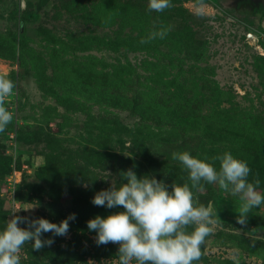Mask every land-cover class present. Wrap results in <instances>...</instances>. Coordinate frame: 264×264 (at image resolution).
I'll return each instance as SVG.
<instances>
[{"label": "rangeland", "instance_id": "obj_1", "mask_svg": "<svg viewBox=\"0 0 264 264\" xmlns=\"http://www.w3.org/2000/svg\"><path fill=\"white\" fill-rule=\"evenodd\" d=\"M148 3L0 0V76L15 79L0 133V230L13 216L76 214L66 236L43 234L50 246L26 243L20 264H118L119 245H97L87 222L124 209L92 200L130 168L190 184L174 152L217 170L215 157L235 154L264 194V0ZM162 28L165 38L141 43ZM193 191L218 213L194 264H264V204L241 225L239 196L204 181Z\"/></svg>", "mask_w": 264, "mask_h": 264}, {"label": "clouds", "instance_id": "obj_2", "mask_svg": "<svg viewBox=\"0 0 264 264\" xmlns=\"http://www.w3.org/2000/svg\"><path fill=\"white\" fill-rule=\"evenodd\" d=\"M171 7V0H149L148 3L149 11L163 12ZM169 31L162 28L151 32L141 43L163 39ZM14 87L11 79L0 76V133L13 120V113L5 104ZM172 159L179 161L188 172L190 184L173 182L169 186L154 176L138 178L130 168L122 172L126 182L121 186L116 187L112 183L110 189L95 194L92 200L95 206L108 209L122 206L124 209L107 217L97 215L87 222L88 229L97 233V245H119L118 264H132L133 261L135 264H194L200 261L202 247L218 216L211 201L205 205L195 197L193 190L198 189L201 181L218 184L224 191L239 196L242 204L237 210V222L241 225L246 224L253 208L264 204V194L257 191L260 180L257 178L250 182L248 163L230 152L214 158L220 162L218 170L207 156H193L189 151L174 152ZM75 218L73 213L56 224L45 218L25 221L13 216L0 230V264H20L21 249L26 243L30 242L36 251L50 246L54 239H43V234L51 232L54 236H66L69 220ZM25 222L28 223L27 228L18 226Z\"/></svg>", "mask_w": 264, "mask_h": 264}, {"label": "trees", "instance_id": "obj_3", "mask_svg": "<svg viewBox=\"0 0 264 264\" xmlns=\"http://www.w3.org/2000/svg\"><path fill=\"white\" fill-rule=\"evenodd\" d=\"M13 82L15 81V79L13 78V79H11ZM137 114H140V115H142V111L141 110H139L138 112H136ZM233 155H235V154H233ZM235 157V156H234ZM108 248V252L109 253H111V254H113L114 253V248H109V247H107Z\"/></svg>", "mask_w": 264, "mask_h": 264}, {"label": "water", "instance_id": "obj_4", "mask_svg": "<svg viewBox=\"0 0 264 264\" xmlns=\"http://www.w3.org/2000/svg\"><path fill=\"white\" fill-rule=\"evenodd\" d=\"M31 174H32V176H34L33 173H31Z\"/></svg>", "mask_w": 264, "mask_h": 264}]
</instances>
